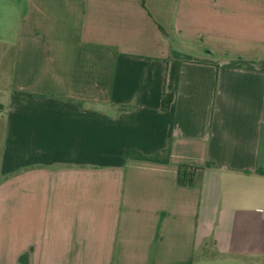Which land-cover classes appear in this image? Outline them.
Returning a JSON list of instances; mask_svg holds the SVG:
<instances>
[{"label":"crops","instance_id":"1","mask_svg":"<svg viewBox=\"0 0 264 264\" xmlns=\"http://www.w3.org/2000/svg\"><path fill=\"white\" fill-rule=\"evenodd\" d=\"M198 257L264 264V0H0V264Z\"/></svg>","mask_w":264,"mask_h":264},{"label":"trees","instance_id":"2","mask_svg":"<svg viewBox=\"0 0 264 264\" xmlns=\"http://www.w3.org/2000/svg\"><path fill=\"white\" fill-rule=\"evenodd\" d=\"M160 30H162V28H160ZM171 99H172L171 94L169 93L165 94L164 97L162 98V104H161L162 108H167L170 104ZM163 153H164V157H162L161 159H159V157L157 156L158 154L143 155L140 152L133 150H125L124 155L133 156L137 159L152 160V161L162 160L166 162L168 160V150H165ZM203 169L204 166L180 164L178 167V176H177L178 183L182 185L194 184L198 180ZM26 260H27V253H24L19 257L20 262H26ZM178 264H189V262L178 263Z\"/></svg>","mask_w":264,"mask_h":264},{"label":"rangeland","instance_id":"3","mask_svg":"<svg viewBox=\"0 0 264 264\" xmlns=\"http://www.w3.org/2000/svg\"><path fill=\"white\" fill-rule=\"evenodd\" d=\"M199 259V257H198ZM198 263L202 264L204 263L201 258L197 260ZM209 264H240L236 261L226 260V258L223 257H217L216 259H212Z\"/></svg>","mask_w":264,"mask_h":264}]
</instances>
